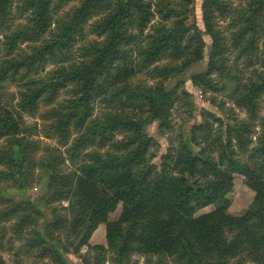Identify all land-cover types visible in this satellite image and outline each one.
I'll use <instances>...</instances> for the list:
<instances>
[{
	"label": "trees",
	"instance_id": "1",
	"mask_svg": "<svg viewBox=\"0 0 264 264\" xmlns=\"http://www.w3.org/2000/svg\"><path fill=\"white\" fill-rule=\"evenodd\" d=\"M70 1L0 0V184L24 191L46 179L40 200L54 215L43 229L37 203L0 187V264L4 252L15 264H73L69 254L129 264L135 253L146 264H264V0H204V28L196 0H79L60 13ZM205 35L208 64L190 80L205 93L233 85L248 119L203 109L157 164L147 127L171 132L175 106L191 105L185 80L165 83L205 60ZM241 59L249 75L235 72ZM8 82L18 87L12 101ZM235 174L260 182L241 217L223 201ZM103 221L107 245L93 244Z\"/></svg>",
	"mask_w": 264,
	"mask_h": 264
},
{
	"label": "rangeland",
	"instance_id": "2",
	"mask_svg": "<svg viewBox=\"0 0 264 264\" xmlns=\"http://www.w3.org/2000/svg\"><path fill=\"white\" fill-rule=\"evenodd\" d=\"M204 0H196L195 1V17L198 22V24L204 28L203 24V5ZM240 0H235V4L239 3ZM19 4L17 1L15 3V7ZM79 0H72L68 2L66 5L64 4L59 11L60 13H66L71 8H74L78 6ZM96 20L95 18H90L89 21L86 23V27H90V25ZM222 24L227 25L228 21H223ZM99 39L96 35H90L87 40L81 41L76 45V49H79V47L83 44H87L88 41H93ZM206 42L208 44V48L206 49V58L203 62L198 63L196 65H193L190 67L184 74L180 76H176L173 78H170L168 81H166V85L168 88H171L175 85V83L178 80H185V86L188 89L189 92L193 95L192 103L190 104H183V102L178 103L175 108L173 109V129L171 132H163L159 130V124L157 122L149 125L147 127L148 133H150L154 138L157 140V144L152 150L153 156L152 161L156 162L157 164L161 163V156L163 153L167 151V148L169 146V137L172 136V138H175L177 133L179 131H188L191 126L196 122H201L203 120L202 116V110L206 109L213 113H216L218 116L226 118L229 114L232 116H236L239 119H248V114L245 109L238 107L233 100L230 98L229 92L234 87L233 85H229L228 89L220 91V92H203L199 88L193 85L192 81L190 80V76L194 73L203 71L206 69L208 64V52H209V46L211 45V38L208 35H205ZM263 46H261L262 48ZM80 52V50L78 51ZM79 54V53H77ZM234 55L231 56L232 59H234ZM232 62V60H231ZM53 65H49L47 70L51 69ZM256 66L261 68V64L258 63ZM236 73L243 75L247 74L249 75L251 70L246 69L244 66V59H241L238 62ZM138 80L141 81H147L148 83H154L156 80L151 79L146 74H142L138 77ZM5 92V98L12 101L16 96L18 97L17 91L18 87L17 85L13 83H6L5 88L3 89ZM65 97V95L63 96ZM16 101V99H15ZM188 105V106H187ZM194 106V107H193ZM261 116L264 115V105L262 107V111L260 113ZM35 120H40L39 117H27V121L33 122ZM260 120H256V127H255V136L254 139L256 140L257 135L259 134L261 127H260ZM44 139V138H43ZM45 141L51 143L52 145H59V143L55 139H44ZM7 144V140L3 139L0 141V146H5ZM0 187H3V191L6 193L8 197H11L14 200L21 201L23 199H31L35 203H37L42 210L45 212V218L42 220V228L45 229V226L47 222L53 220V212L52 209H47L44 204L41 203V196L46 191L47 187V180L44 179V181L39 185H35L33 188L21 191L16 188L11 187L9 184H0ZM260 188V182L251 180L248 176L242 175V174H235L233 181L228 185L227 191L225 193V196L223 198V201H227L230 203V207L228 210V213L241 217L243 216L246 211L249 209L254 208L257 205V197H258V191ZM63 205L66 206L67 202H63ZM4 206V204L0 203V209ZM53 206L59 208L60 204L55 203ZM53 208V207H52ZM122 209V205H119L117 210L110 214V219H114L118 217ZM212 209V206H209L205 209H203L200 212L209 211ZM16 222V218L11 219L6 224L7 226H11ZM106 222L103 221L101 225L98 227V229L95 231L91 238V243L93 244H106L107 245V239H106ZM100 228V229H99ZM9 234H13V232H9ZM21 242L17 241V245H20ZM88 250L87 247H84L82 249V252H86ZM4 256L6 257L9 264H15L12 258V255L9 252H4ZM69 260L73 264H83L80 258H78L75 254H69L68 255ZM146 255L135 253L132 256L131 262L129 264H146ZM157 256L153 257V260H156ZM27 263L26 264H32L34 261L32 259L26 258ZM37 264H44V260L37 261ZM106 264H110L107 262Z\"/></svg>",
	"mask_w": 264,
	"mask_h": 264
},
{
	"label": "crops",
	"instance_id": "3",
	"mask_svg": "<svg viewBox=\"0 0 264 264\" xmlns=\"http://www.w3.org/2000/svg\"><path fill=\"white\" fill-rule=\"evenodd\" d=\"M106 226V225H105ZM100 229V228H99Z\"/></svg>",
	"mask_w": 264,
	"mask_h": 264
}]
</instances>
